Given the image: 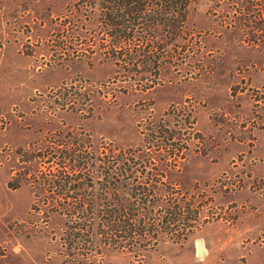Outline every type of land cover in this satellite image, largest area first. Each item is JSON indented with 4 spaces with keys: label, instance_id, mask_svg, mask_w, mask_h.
I'll list each match as a JSON object with an SVG mask.
<instances>
[{
    "label": "rangeland",
    "instance_id": "obj_1",
    "mask_svg": "<svg viewBox=\"0 0 264 264\" xmlns=\"http://www.w3.org/2000/svg\"><path fill=\"white\" fill-rule=\"evenodd\" d=\"M74 1L0 0V264H63V218L42 204L59 196L43 176L62 140L146 151L164 183L199 194L185 235L90 264H264V177L251 176L264 166V0H187L180 35L138 79L98 52L69 54L89 31L101 43Z\"/></svg>",
    "mask_w": 264,
    "mask_h": 264
},
{
    "label": "trees",
    "instance_id": "obj_2",
    "mask_svg": "<svg viewBox=\"0 0 264 264\" xmlns=\"http://www.w3.org/2000/svg\"><path fill=\"white\" fill-rule=\"evenodd\" d=\"M186 5L187 0H75L72 7L77 14L88 20L95 17L101 43L95 48L92 38L96 35L89 31L87 41L91 42L85 44V52L72 47L66 51L76 57L98 52L129 73L128 78L138 74V79L139 72L149 73L157 67V58L180 35ZM76 13V20L67 23L76 30L70 38L81 43L78 30L84 28H79ZM159 129L158 123L150 125L151 136ZM62 142L63 148L52 156L62 165L43 176L47 187L59 196L44 199L42 204L45 208L51 205L63 218L58 237L67 252L63 264H90L92 258L100 261L101 249L133 251L140 256L166 231L175 238L185 235V222L197 214L190 202L199 194L192 192L187 199L189 193L179 185L164 183L165 171L154 165L150 153L117 147L103 148L100 155L82 150L84 140L70 141L72 148Z\"/></svg>",
    "mask_w": 264,
    "mask_h": 264
},
{
    "label": "crops",
    "instance_id": "obj_3",
    "mask_svg": "<svg viewBox=\"0 0 264 264\" xmlns=\"http://www.w3.org/2000/svg\"><path fill=\"white\" fill-rule=\"evenodd\" d=\"M251 176L252 177H258V178H262L264 177V166H260V167H256V168H251ZM253 201H257L256 198H252ZM264 210V205L261 207Z\"/></svg>",
    "mask_w": 264,
    "mask_h": 264
},
{
    "label": "water",
    "instance_id": "obj_4",
    "mask_svg": "<svg viewBox=\"0 0 264 264\" xmlns=\"http://www.w3.org/2000/svg\"><path fill=\"white\" fill-rule=\"evenodd\" d=\"M196 249H197L198 255L202 256V244H201V240L199 239L196 240Z\"/></svg>",
    "mask_w": 264,
    "mask_h": 264
},
{
    "label": "bare ground",
    "instance_id": "obj_5",
    "mask_svg": "<svg viewBox=\"0 0 264 264\" xmlns=\"http://www.w3.org/2000/svg\"><path fill=\"white\" fill-rule=\"evenodd\" d=\"M202 251H203V247H202Z\"/></svg>",
    "mask_w": 264,
    "mask_h": 264
},
{
    "label": "built area",
    "instance_id": "obj_6",
    "mask_svg": "<svg viewBox=\"0 0 264 264\" xmlns=\"http://www.w3.org/2000/svg\"><path fill=\"white\" fill-rule=\"evenodd\" d=\"M263 184H264V182H263Z\"/></svg>",
    "mask_w": 264,
    "mask_h": 264
}]
</instances>
